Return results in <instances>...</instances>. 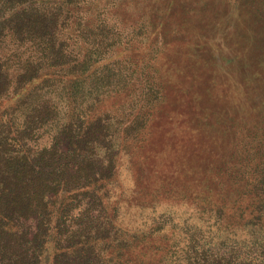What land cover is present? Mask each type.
Here are the masks:
<instances>
[{"label":"trees","instance_id":"16d2710c","mask_svg":"<svg viewBox=\"0 0 264 264\" xmlns=\"http://www.w3.org/2000/svg\"><path fill=\"white\" fill-rule=\"evenodd\" d=\"M97 1L0 0V105L9 104L0 114V264H264V136H250L245 146L253 149L247 147L244 163L220 167L213 185H204L205 190L216 188L217 194L200 199L204 203L197 213L210 214L212 227L188 223L182 239L167 244L158 234L171 227L170 214L158 216L145 232L121 225L123 213L111 185L119 176L123 134L147 103L163 97L160 54L169 45L161 42L148 60L135 57L144 70L134 66L117 75L110 69L119 85L104 79L97 65L107 69L103 55L122 41L124 29L107 34L108 21L93 18L85 25L87 15L81 13L74 17L81 30L69 33L68 39L85 35L100 45L88 54L80 48L73 52L61 37L62 29L71 25V8ZM135 2L144 8L153 0ZM113 3L104 0L97 16ZM151 28L145 18L129 36ZM7 40L10 47L26 43L34 51L22 61L7 52ZM93 73L102 81L95 89L90 84ZM57 86L58 98L30 108L39 91L50 93ZM122 94L131 95L133 116L121 126V115L113 106L102 109V103ZM22 100L30 108L23 115ZM60 106L67 107V118L47 146L34 148L33 129L43 124L53 128L61 119Z\"/></svg>","mask_w":264,"mask_h":264},{"label":"rangeland","instance_id":"374dc122","mask_svg":"<svg viewBox=\"0 0 264 264\" xmlns=\"http://www.w3.org/2000/svg\"><path fill=\"white\" fill-rule=\"evenodd\" d=\"M135 1L142 5L145 0H114L100 16L97 9L104 0L94 6L82 3L80 8L73 7L71 25L62 29L61 37L68 39L69 33L81 30L74 18L81 13L87 15L85 25L93 18L108 21L107 34L124 29L128 35L124 32L121 42L105 47L102 63L109 64L107 69L97 65L104 79L118 85L121 82L110 75V69L117 75L128 72L129 67L142 69L134 58L148 60L161 42H168V50L161 49L160 54L159 93L163 91V99L147 103L134 124L130 122L131 95L111 96L104 100L102 109L113 106L121 115V126L132 124L123 134L126 139L119 150V176L111 185L117 190L114 202L121 205V225L145 232L158 216L170 214L172 225L167 232H159L158 238L173 243L182 239L188 223L212 227L210 214L197 213L204 201L217 194L216 188L205 190L204 185H213L220 167L227 170L244 163L247 147L252 148L245 146L250 136H264V0H153L144 8ZM145 18L152 30L135 38L129 36ZM95 31L97 35L99 30ZM73 37L68 39L69 51L80 48L88 54L100 45L85 35L82 42ZM10 43L4 42L7 52L18 54L22 61L34 51L26 43L13 47ZM100 82V75L93 73L91 87L95 89ZM60 91L58 86L50 93L39 91L41 95L33 96L30 108L55 100ZM28 102L19 103V114L29 111ZM6 105H0V114ZM66 113L67 107L60 106L61 119L53 128L51 124L34 128L36 135L30 144L34 148L47 146ZM150 187L155 188L154 193L149 192Z\"/></svg>","mask_w":264,"mask_h":264}]
</instances>
